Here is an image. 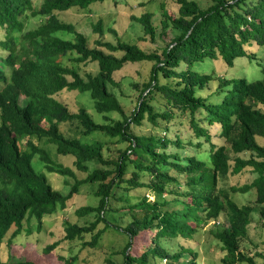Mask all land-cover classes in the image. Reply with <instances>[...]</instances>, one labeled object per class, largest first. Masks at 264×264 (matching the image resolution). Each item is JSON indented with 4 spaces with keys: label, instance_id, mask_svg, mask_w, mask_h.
<instances>
[{
    "label": "trees",
    "instance_id": "16d2710c",
    "mask_svg": "<svg viewBox=\"0 0 264 264\" xmlns=\"http://www.w3.org/2000/svg\"><path fill=\"white\" fill-rule=\"evenodd\" d=\"M102 1L42 0L35 7L32 0H0V50L6 52L0 55V264H39L34 259L11 260L3 248L29 239L30 222L41 230L43 218L63 210L83 184L96 186L97 203L78 207L76 214L94 218L85 225L65 221L63 235L64 241H81V249L94 248L103 231L112 228L126 236L120 264L164 259L166 264H200L197 251L179 240L191 238L201 223L215 224L224 214L223 224L212 232L225 251L222 264H257L241 241L252 213L264 219V69L261 79L248 81L202 74L192 67L205 59L220 58L228 66L238 57L255 60L247 46L264 45V0H209L206 7L197 0H174L176 11L163 1L158 24L145 8L152 0L136 1L141 12L131 17L142 27L140 40L155 43L156 37L163 41L170 35L154 49L119 37L115 42L102 39L100 19L92 25L91 32L99 36L91 45L84 32L57 16L72 6L83 9ZM111 1L117 6L123 0ZM28 16L40 17L41 23L24 31ZM88 62L96 63L97 71L82 74L80 64ZM143 62L151 63L146 80L115 79L126 64ZM214 81L223 94L216 103L198 93ZM114 88L124 98L132 95L125 90L137 93L131 111ZM64 89L87 92L94 113L85 107L70 110L56 99ZM156 96L163 99L162 110L153 103ZM180 117L188 118L194 139L209 143L206 158L182 155L180 150L200 149L201 143L168 137L170 127L159 121ZM143 121L163 134L136 132L134 127ZM213 125L221 144L211 140ZM95 134L104 139L91 136ZM49 145L55 155H72V166L56 162ZM35 157L46 170L74 179L68 193L54 189L34 169ZM246 169L255 173L250 182L218 187L221 178ZM75 170L85 176L77 178ZM134 189L148 190L154 197L143 194L131 202ZM249 191L255 194L252 204L239 206L230 196ZM171 203L182 206L170 209ZM22 231L25 237L18 240ZM146 231L151 232L149 243L138 255H130L132 242ZM86 234L89 240L83 238ZM168 240H176L178 248L172 249ZM56 244H46V253ZM188 252L191 258L183 260ZM256 256L264 259L263 253ZM58 257L66 264L76 259Z\"/></svg>",
    "mask_w": 264,
    "mask_h": 264
},
{
    "label": "rangeland",
    "instance_id": "374dc122",
    "mask_svg": "<svg viewBox=\"0 0 264 264\" xmlns=\"http://www.w3.org/2000/svg\"><path fill=\"white\" fill-rule=\"evenodd\" d=\"M42 0H32L33 6L38 7ZM144 0H123L120 1L117 6L114 5L111 0H104L102 2H93L87 8H79L72 6L66 11L58 12L57 16L59 19L66 22L73 23L76 28L85 33L89 37V42L94 45V40L99 36L91 32L92 25L100 19L102 21L103 35L102 39L115 42L116 38L119 37L130 43L138 44L144 49H154L157 45L166 43L170 35L163 39L156 37L155 43H150L149 41H141L140 37L143 35L141 25L136 22L132 17L138 15L141 12V7L138 6V2ZM165 1L167 8L176 11L177 4L174 0H152L146 4L145 8L152 11L155 14V23L158 24L159 17V5L161 2ZM200 2L202 7H206L209 4V0H197ZM41 18L38 16H28L26 19L24 31L28 29L35 28L41 23ZM110 29H114L117 33L115 36ZM159 30V26L157 27ZM92 33V34H91ZM3 39V33L0 30V40ZM247 49L255 54V60H249L247 57H238L234 60L232 66L226 65L220 58L211 60L205 59L203 62H197L193 65L192 69L202 74H214V76H223L226 78H245L248 81H253L261 79L263 76L264 69V45L252 44L247 46ZM0 55H6L5 51L0 50ZM151 63H129L126 64L122 69L115 73V79H119L122 76H127L126 78H132L134 80H146L148 78L149 69ZM81 73L86 72L95 73L97 71V64L94 62H88L86 64H80ZM216 82H210L204 89L198 91V93L208 99V101L216 103L222 98V93L218 92ZM2 83H0V88ZM116 95L120 98V101L124 105L127 111H131L136 103V92L131 90H125L126 92L132 93L130 97L124 98L120 96V92L117 88H114ZM56 99L65 103L70 110H76L78 107H85L91 113H94L93 100L87 92H77L75 90H62L56 96ZM22 102V98H20ZM154 105L160 110L163 109V99L156 96L153 101ZM161 125H168L170 127L167 136L173 138L174 135H178L183 139L190 138L193 143L200 142L201 147L197 149L196 147L187 146L186 149L180 150L182 155L190 156L197 155L206 158V153L209 148V143L205 142L202 138L194 139L193 132L189 128L188 118L180 117L174 118L173 120L165 123L159 120ZM66 129V126H62ZM134 130L138 133H161L157 127L151 126L148 122L143 121L139 126H135ZM211 140L214 143L221 144L222 139L217 136V126L213 125L210 127ZM93 138L104 139L100 134L91 135ZM91 136L87 137L90 138ZM263 143L262 139L258 140ZM48 150L52 158L58 162L67 166H72V155H55L54 147L49 145ZM242 156H247V154H241ZM232 158L233 154H229ZM232 162V161H231ZM32 166L34 169L45 175L50 182L51 186L63 192L68 193L70 190L74 179L71 177H64L56 172H51L46 170L42 164L39 163L38 158L35 157L32 160ZM94 166L92 163L90 167ZM77 178H83L85 173L82 174L75 170ZM255 173L250 172L248 169L238 173H229L226 177L221 178L218 182L219 188L228 189L231 185L240 186L243 183L250 182ZM183 181V180H181ZM96 186L90 184H83L79 187L78 193L73 196L70 200H67L66 207L57 211L51 216H45L42 221V229L37 231L34 227L35 222H30L31 235L30 238L19 242L17 244H10V246H5L3 248L4 255H10L11 260L18 257L21 259H34L39 264H66L61 260L58 255L65 257L66 259L70 256H76V259L72 264H105L106 260H110L117 264L122 263L123 256L121 250L126 242V236L116 231L112 228H106L101 234L98 243L94 248L81 249V241L71 243L69 240L63 239L64 235V225L65 221H70L72 223H77L78 225H85L89 221L93 220L94 216L88 215L84 217H79L76 214V209L83 205H96L97 198L94 196V190ZM149 199L154 196L150 191L144 189H134L131 191V202H136L139 196L143 195ZM231 198L239 205L252 204L255 200V194L253 191L246 193H230ZM137 197V198H135ZM171 198L172 195L166 196ZM182 204L171 203L168 208H181ZM112 215V214H111ZM117 217V215H112ZM110 217V216H109ZM225 220V215L221 214L218 218L219 224L217 222L214 224L212 221L207 224H200V227L193 233L191 238L180 239L184 247H189L193 251H197V261L200 264H222L221 257L224 255L225 251L221 249L220 244L214 238L212 232L221 227ZM264 219L259 215V213L254 212L251 214L250 222L247 226V236L242 239L241 244L243 251L248 255H253L257 264H264V259L256 256V252L264 254ZM98 228L103 227V223L97 225ZM151 232L141 233L133 242L130 247V255H138L139 252L146 247L149 243V236ZM25 237V232H21L17 235V239L21 240ZM84 239L90 238L89 234L83 236ZM77 239V238H76ZM74 239V240H76ZM17 240V241H18ZM52 241H57L56 247L52 252L46 253L45 245L52 243ZM169 244L172 249L178 248L176 240H168L165 242ZM79 249L82 252H79ZM129 251V250H128ZM2 254V251H1ZM191 255L189 252L185 254L182 259H190ZM167 260H158L154 264H166Z\"/></svg>",
    "mask_w": 264,
    "mask_h": 264
},
{
    "label": "clouds",
    "instance_id": "9594fccd",
    "mask_svg": "<svg viewBox=\"0 0 264 264\" xmlns=\"http://www.w3.org/2000/svg\"><path fill=\"white\" fill-rule=\"evenodd\" d=\"M213 222V221H212ZM217 222V224L219 223V221H215V223ZM214 223V222H213Z\"/></svg>",
    "mask_w": 264,
    "mask_h": 264
}]
</instances>
